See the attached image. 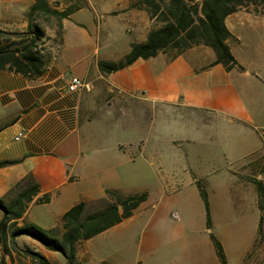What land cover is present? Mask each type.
<instances>
[{"label": "crops", "instance_id": "1", "mask_svg": "<svg viewBox=\"0 0 264 264\" xmlns=\"http://www.w3.org/2000/svg\"><path fill=\"white\" fill-rule=\"evenodd\" d=\"M87 3L62 20V43L49 48L40 76L0 69V161H15L0 167V197L31 174L36 197L48 194L49 202L35 197L24 216L49 229L106 189L146 191L132 216L83 241V252L77 246L86 264H222L210 234L226 264H264L253 182L264 183V6L225 17L228 46L243 69L214 63L213 49L199 44L102 74L98 61L118 60L144 41L151 20L129 8L131 0ZM31 4L0 0V28L26 30ZM83 10L90 19H75ZM68 24L80 31L70 35ZM117 36L125 38L121 49ZM73 76L84 86L70 91ZM172 125L183 134L175 136ZM256 165L262 167L251 172ZM197 181L207 193L210 227ZM95 238L97 253L89 245ZM26 240L49 259L29 237L16 238Z\"/></svg>", "mask_w": 264, "mask_h": 264}, {"label": "trees", "instance_id": "2", "mask_svg": "<svg viewBox=\"0 0 264 264\" xmlns=\"http://www.w3.org/2000/svg\"><path fill=\"white\" fill-rule=\"evenodd\" d=\"M248 4L264 5V0H138L132 6L145 10L149 19L158 25L149 30L144 41L133 42L122 58L99 60L98 69L102 74H109L139 58L146 59L159 52H168L174 57L199 44L213 49L214 63H221L227 70L235 67L243 69L228 46L227 41L232 38V34L225 25V17ZM86 6V0L70 1L63 8L53 6L50 0H32L25 13L26 30L10 31L0 28V69L14 70L29 78L40 76L51 57L44 47L45 40L50 37L46 35L42 24L35 21L36 17H55L58 20L56 36L58 43H62V20ZM14 162L0 161V167ZM253 182L259 197V236L262 239L264 183L256 179ZM196 184L205 205L206 225L210 227L207 193L200 181ZM39 192V185L28 174L5 196L0 197V264H7V257L12 264H22V261L15 260V253L20 257L28 256L33 264H51L42 253L27 246L19 247L16 242L19 236H27L45 249L61 253L67 264H86L84 260L77 259V246L132 216L139 204L147 198L146 191L124 194L119 190L106 189L105 195L100 199L81 200L71 206L61 216L59 230L57 226L43 229L24 216L29 203ZM35 202L47 203L49 195L36 197ZM95 202L98 206L88 209ZM210 238L220 262L226 264L221 243L213 234H210Z\"/></svg>", "mask_w": 264, "mask_h": 264}, {"label": "rangeland", "instance_id": "3", "mask_svg": "<svg viewBox=\"0 0 264 264\" xmlns=\"http://www.w3.org/2000/svg\"><path fill=\"white\" fill-rule=\"evenodd\" d=\"M51 1V4L53 5V6H57L58 8H63V7H65L70 1H73V2H78V0H50ZM87 1V0H86ZM99 1H101V0H94V2L95 3H99ZM138 0H131V3H130V5H129V8H134V9H140V8H137V7H133L132 6V4L133 3H135V2H137ZM88 4V3H87ZM263 6L264 5H254V4H248L247 6H244V7H248V8H251V9H254V10H261V11H263L262 9H263ZM140 10H143V9H140ZM122 12V11H121ZM88 15H89V10H83V11H80V12H78L76 15H75V19H81V20H83V21H87V20H89L90 18H88ZM36 22H39V23H41L42 24V27L44 28V30H45V33H46V35L48 36V37H50V39H48V40H45V45H44V47H45V49H46V51H49V48H51V47H56L57 45H59L60 43H58V38H57V36H56V33H57V28H58V20L55 18V17H47V16H45V15H38L37 17H36V20H35ZM158 24L154 21V20H151V28H153V27H155V26H157ZM27 29V28H26ZM77 28H74L71 24H68V32H69V34L70 35H72V33L76 30ZM4 30H7V29H4ZM77 30H79V29H77ZM10 31H24V30H10ZM80 31V30H79ZM130 33V32H129ZM125 38L123 37V36H117L116 37V39L114 40V41H116V42H114V43H116V44H119V45H117L116 46V49H121L122 48V46H121V44H124V40ZM122 41V42H121ZM121 42V43H120ZM170 129H171V131L173 132V134L175 135V136H179V135H182L183 134V132L184 131H182L181 130V128H182V126H180V125H172V126H170L169 127ZM162 129H164V128H162ZM264 152V151H263ZM257 156V155H256ZM262 157H263V159H264V154H262ZM263 166V167H262ZM256 165V166H254V167H251V169H250V171L251 172H253V173H255L256 172V170L258 169V168H264V164L263 165ZM251 177H249V176H246V180L247 179H250ZM96 206H98V203L97 202H95V203H91L90 204V206H89V208L88 209H90V208H94V207H96ZM20 223V222H19ZM18 223V225H20ZM58 228H59V230H60V225L59 226H57ZM82 243L83 242H81L80 244H79V246H78V249H80L82 252H83V245H82ZM18 244V243H17ZM23 244H25V245H23ZM91 244V246H94V248H95V253H97V252H100V250H101V248H102V245H101V243H100V240H99V238H95L94 239V241H91V242H89V245ZM19 247H21V248H23L24 246H27V247H29L30 249H32V250H34V251H36L35 250V248H36V246L34 245V244H32L31 242H29L28 240H26V241H22V242H20L19 244ZM15 255V260L17 261V262H19V260L20 261H22V264H33L32 263V261L30 260V258L28 257V256H24V255H21V257L19 256V255H17V253H15L14 254ZM86 254H84V257H86L85 256ZM0 256H2V251H0ZM76 256H77V253H76ZM8 258V257H7ZM6 258V259H7ZM19 258H21V259H19ZM80 258H82V256H81V253H80V251L78 252V256H77V259H80ZM49 259H50V261H51V264H67L66 263V260H65V258H64V256L61 254V253H59V252H54V251H49ZM90 263H91V259L89 258V259H87ZM7 261V264H12L11 262H10V260L9 259H7L6 260Z\"/></svg>", "mask_w": 264, "mask_h": 264}, {"label": "built area", "instance_id": "4", "mask_svg": "<svg viewBox=\"0 0 264 264\" xmlns=\"http://www.w3.org/2000/svg\"><path fill=\"white\" fill-rule=\"evenodd\" d=\"M82 86H84V82L81 80V78H79L77 76H73V77H71V79L69 81L68 90L75 91V90L81 88Z\"/></svg>", "mask_w": 264, "mask_h": 264}]
</instances>
